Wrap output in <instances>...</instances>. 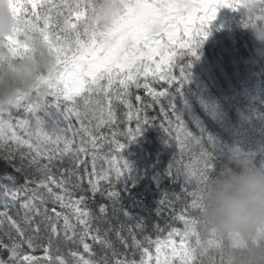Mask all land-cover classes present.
<instances>
[{
  "label": "trees",
  "instance_id": "obj_1",
  "mask_svg": "<svg viewBox=\"0 0 264 264\" xmlns=\"http://www.w3.org/2000/svg\"><path fill=\"white\" fill-rule=\"evenodd\" d=\"M232 2L239 5L242 0ZM22 6L24 18L35 21V17L28 16L32 5L22 0ZM243 11L244 14L230 8L218 9L205 28L206 37L196 47L195 56L179 54L186 49H180L177 44V54L171 57V64L166 60L160 63L162 57L159 55L151 61L141 60L140 63L155 69L156 75L153 76L151 71L147 78L141 75V87L130 89L131 112L113 100L115 123L99 129L106 139L97 140L96 148L87 144V153L78 154L80 163L76 162L75 151L60 155L64 143H41L42 150L54 155V159L49 164L41 156L40 165H48L55 180L67 181L66 192L51 185L54 192L64 197L66 206L61 207L60 202L53 203L48 199L40 205L38 213H29L25 219L26 210L21 205L27 197L18 194L13 199L0 194V245H5L0 246V264H26L23 256L32 258L30 264H81V260H89L92 264H141L142 261L157 264V260L160 264H180L179 255L172 254L171 246L161 245L158 253L156 241H166L174 228L184 230L185 225L179 217L188 218L189 213L195 216L188 208L192 201L189 193L197 191L201 185L194 178L186 180L175 168L192 163L206 152L211 156L210 174L214 176L234 150L251 153L257 167L264 165V39L255 28L259 25L264 29V19H257L259 9L252 16L247 10ZM64 14L67 15V11ZM37 23L43 26L42 22ZM157 63H160L159 68ZM181 68L185 69L186 79L177 91L173 85L181 75ZM202 68L212 69L194 76L199 75L194 71ZM169 77L174 78L172 84L167 82ZM145 83L148 88L143 87ZM137 95L141 97L140 102L136 100ZM46 99L52 100V97ZM63 103L70 105V102H62V108ZM36 116L49 134L59 126L81 127L75 116L63 121L54 109L40 110ZM137 116L141 126L145 120L148 125L134 141L127 143L129 130L134 132L137 128ZM176 117L193 139H185L180 133ZM22 119L34 124L31 114L23 108L11 110L14 126ZM15 131L27 139L20 128L15 127ZM82 137V133L75 137L71 131L65 133L66 140L72 141V150L81 144ZM179 141L186 145L183 150ZM120 144H126L123 152L117 150ZM53 149L57 151L53 153ZM32 155L34 153L29 149L18 148L11 141L8 145L0 143V185L12 187V181L4 179L6 176L14 178L16 187L22 186L26 178L44 179L38 166L30 163ZM9 156L10 160L5 159ZM122 158L130 164L127 173L117 179L114 168L122 167ZM17 168L22 171L18 172ZM110 192L118 195L109 197ZM81 196L85 199L76 203ZM162 200L163 204L160 203ZM101 206L105 208L104 213L100 212ZM84 211L89 213L82 217L87 221V228L77 218ZM57 212L61 213L58 218ZM9 217L17 222L23 235L12 226ZM172 239L180 253V237L177 235ZM14 243L19 245L21 258L10 261L7 246ZM84 244L89 246V251H85Z\"/></svg>",
  "mask_w": 264,
  "mask_h": 264
},
{
  "label": "snow or ice",
  "instance_id": "obj_2",
  "mask_svg": "<svg viewBox=\"0 0 264 264\" xmlns=\"http://www.w3.org/2000/svg\"><path fill=\"white\" fill-rule=\"evenodd\" d=\"M120 2L122 11L119 16L111 26L101 28L100 26L94 27L88 22V0H62L60 3H55L54 0H27V3L32 5V12L28 13V16L35 17V21L25 19L22 15L24 11L22 0L17 3L11 0L15 30L14 35L5 44L11 55L22 57L27 51L26 39L31 33L38 32L55 64L53 74L42 81L44 99L41 101L21 97L13 108L17 110L23 108L26 113L31 114L34 124H30L28 119H22L17 121L14 126L11 122V110L0 112V143L8 145V142L11 141L18 148L29 149L30 153H34L30 163L36 164L44 174V179L39 181L26 178L25 183L20 187H16L13 177L6 176L4 179L12 181V187L6 184L0 185L2 188L0 194L4 197L10 196L16 199L18 194L27 197L21 205L26 210L25 219L28 218L29 213H38L40 205L45 204L48 199H51L53 203L60 202L61 207L66 206L63 203L64 197L54 192L51 185L55 184L66 192L65 183L67 181L55 180L49 173L48 165L39 163L41 156L47 159L49 164L54 159V155L47 154L42 150V142L57 145L64 143L65 148L59 150L60 155L68 151H75L77 153L76 162L80 163L78 154L87 153V144L90 143L92 148H96L97 140L106 139L99 129L106 124L115 123L113 100L119 101L131 112L132 105L128 102L130 89L133 86L141 87L139 82L141 75L147 78L150 71L153 76L156 75L155 69H150L146 63H140L141 60L151 61L154 56L159 55L162 57L160 63L166 60L171 64V57L177 54L175 51L177 44L180 49H186L179 54L195 56L196 47L206 37V26L215 18L216 11L220 8H230L233 11H241L243 14V10H251L250 16L259 9L257 19H264V0H242L239 5L232 0H120ZM65 11H67V15L64 14ZM38 21L42 22V27L37 23ZM197 22L198 26H195ZM245 26L248 27V25ZM255 28L264 32V29L259 25H255ZM166 52L167 56H165ZM153 62L155 63V61ZM160 63L156 64L157 68L160 67ZM186 67H190V65ZM184 73L185 69L181 68V75L173 85L177 91L185 82ZM166 79L168 83H173L174 78ZM143 87L148 88L147 83ZM160 95H165V93H160ZM47 97H52V100L46 99ZM136 100L140 102L141 97L137 95ZM62 102H70V105L63 103L62 108ZM46 108L57 111L63 121H69L71 116H75L81 127L73 129L70 125L67 128L59 126L51 134L46 133L43 130L42 121L36 116L38 111ZM172 113L174 114L173 110ZM6 114L7 119H5ZM129 119H131L130 114ZM136 119L137 128L134 132L129 130L127 143L134 141L148 125L147 120L141 126L138 116ZM176 119L179 121L178 117ZM15 127L20 128L27 139L21 138L15 131ZM177 127L185 139L191 137L181 121ZM69 131L72 132L73 137L83 134L81 144L74 150L70 148L72 141L65 138V133ZM195 141L197 144L200 143V140ZM179 142L183 150L186 145L184 141ZM126 144L118 145L117 150L123 152ZM51 151L55 153L57 149ZM22 155L24 154L22 153ZM5 159L10 160L11 157H5ZM121 164L122 167L114 168L117 179L128 171L127 162L123 158ZM174 167L172 165V169ZM211 169L210 154L202 152L192 163L184 165L182 168L176 167L175 171L184 175L186 180L194 178L200 184ZM17 171H22V169L17 168ZM189 194L192 196V201L188 208L195 212L199 188ZM117 195L114 192L109 193V197ZM84 199L85 197L81 196L76 203H80ZM36 201H39V204ZM160 203L163 204L164 201L162 200ZM68 206L70 207V205ZM100 212H105L103 206H101ZM60 215L61 213H56L57 218ZM88 215L89 213L84 211L77 217L85 228H87V221L82 217ZM124 215L127 216L128 213L124 212ZM8 219L17 232L23 235V230L17 222L11 217ZM48 219L52 218L48 217ZM179 219L185 225L184 230L172 229L166 241H156V251L158 253L161 251V245L171 246L172 254L179 255L180 264H196L189 239L190 224L194 220V216L189 213L188 218L181 215ZM65 225L66 227L68 225L67 218H65ZM52 230L55 231V227ZM177 235L180 237V253L177 252L172 239ZM93 239H97V237H93ZM209 243L212 242L209 241ZM29 244H31L30 239ZM7 247L10 261L21 258L18 244L14 243ZM84 248L85 251H89L87 244H84ZM22 259L26 264H30L32 258L23 256ZM81 264H92V262L81 260ZM141 264L144 262L142 261ZM157 264H160L159 260H157Z\"/></svg>",
  "mask_w": 264,
  "mask_h": 264
},
{
  "label": "clouds",
  "instance_id": "obj_3",
  "mask_svg": "<svg viewBox=\"0 0 264 264\" xmlns=\"http://www.w3.org/2000/svg\"><path fill=\"white\" fill-rule=\"evenodd\" d=\"M87 6L94 27L111 26L122 11L120 0H88ZM14 30L11 0H0V112L21 97L42 101V81L55 69L38 32L26 39L22 57L12 56L5 44ZM253 161L251 153L234 150L200 183L189 235L196 264H264V165Z\"/></svg>",
  "mask_w": 264,
  "mask_h": 264
},
{
  "label": "rangeland",
  "instance_id": "obj_4",
  "mask_svg": "<svg viewBox=\"0 0 264 264\" xmlns=\"http://www.w3.org/2000/svg\"><path fill=\"white\" fill-rule=\"evenodd\" d=\"M166 54V53H165ZM210 69H212V68H204V69H202V70H200L201 72H206V71H208V70H210Z\"/></svg>",
  "mask_w": 264,
  "mask_h": 264
},
{
  "label": "bare ground",
  "instance_id": "obj_5",
  "mask_svg": "<svg viewBox=\"0 0 264 264\" xmlns=\"http://www.w3.org/2000/svg\"><path fill=\"white\" fill-rule=\"evenodd\" d=\"M126 162H127V165H129L130 163H129V160H126Z\"/></svg>",
  "mask_w": 264,
  "mask_h": 264
}]
</instances>
